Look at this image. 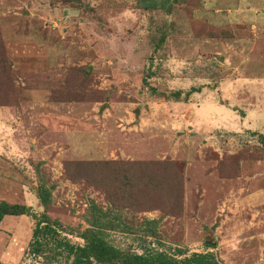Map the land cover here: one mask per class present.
Returning a JSON list of instances; mask_svg holds the SVG:
<instances>
[{"label": "rangeland", "instance_id": "obj_1", "mask_svg": "<svg viewBox=\"0 0 264 264\" xmlns=\"http://www.w3.org/2000/svg\"><path fill=\"white\" fill-rule=\"evenodd\" d=\"M2 201L74 244L94 202L162 249L264 264V0H0ZM33 227L3 221L0 264H42Z\"/></svg>", "mask_w": 264, "mask_h": 264}, {"label": "trees", "instance_id": "obj_2", "mask_svg": "<svg viewBox=\"0 0 264 264\" xmlns=\"http://www.w3.org/2000/svg\"><path fill=\"white\" fill-rule=\"evenodd\" d=\"M179 0H174L177 3ZM147 8L149 3L144 2ZM221 26V33L226 31ZM153 95L171 97L175 101H188L192 92H172L157 94L152 90ZM84 171L91 173L94 170L84 168ZM76 172L81 171L73 168ZM117 170L108 164L106 171L111 176ZM137 171L128 169L125 174L136 176ZM37 196L41 205L47 210L52 203V191L41 185L37 189ZM32 217L34 227L32 239L28 245L26 254L38 259L42 264H224L213 252L193 253L189 255L186 251L175 248L172 250L162 249L164 247L158 238V222L145 219L142 223L129 225L123 222L122 216L112 211H106L98 207L96 203L91 204L87 223L88 228L78 232V237L83 244H74L68 238V230L58 220H52L45 212L38 216L31 207L10 204L6 201L0 202V225L9 217ZM113 235L127 237L132 243L126 242L121 247L112 243ZM211 248L213 244H207Z\"/></svg>", "mask_w": 264, "mask_h": 264}, {"label": "crops", "instance_id": "obj_3", "mask_svg": "<svg viewBox=\"0 0 264 264\" xmlns=\"http://www.w3.org/2000/svg\"><path fill=\"white\" fill-rule=\"evenodd\" d=\"M227 5V4H226ZM256 12H258V10H256Z\"/></svg>", "mask_w": 264, "mask_h": 264}]
</instances>
